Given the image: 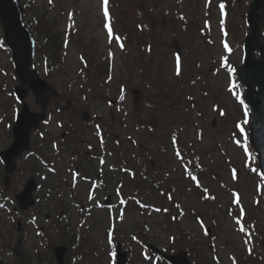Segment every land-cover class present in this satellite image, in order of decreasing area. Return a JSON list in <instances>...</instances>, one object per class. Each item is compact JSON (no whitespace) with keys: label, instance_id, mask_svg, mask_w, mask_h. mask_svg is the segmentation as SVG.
<instances>
[{"label":"rangeland","instance_id":"rangeland-1","mask_svg":"<svg viewBox=\"0 0 264 264\" xmlns=\"http://www.w3.org/2000/svg\"><path fill=\"white\" fill-rule=\"evenodd\" d=\"M49 1H53L52 6ZM173 1L188 17V23L180 20ZM250 1H232L235 17L231 22L232 33L226 34V14L219 8L218 0H130L134 9L127 0H114L117 26L126 37L124 45L106 34L100 15V0H37L28 6L26 17L47 10L56 31H62L69 20L78 31L71 35L65 66L47 71L48 53L41 50L35 56L34 66L38 73L60 91V97L50 102L47 118L50 120L32 134L31 150L17 160L18 167L12 174L8 189H5L3 204L0 189V260L3 263L16 264L22 259L23 264H56L52 248L62 243L68 246L64 264H115L113 249L119 241L130 255L128 264H152V261L158 264L152 258L148 260L150 263L143 260L146 250L132 236L137 235L138 230L142 232L140 226L147 223L151 227L150 234H146L148 238H162L155 241L171 243L165 227L173 229L178 236L177 229L181 226L182 230L197 238L195 245L185 241L182 244L199 247L203 264H214L213 253L217 254L222 264H230L229 252H240L243 246L241 235L235 232L234 216L229 210L238 215L242 208H246L247 212L264 221V188L260 175L257 176L253 168L257 157L248 154L242 166L241 147L235 140V137H240L235 120L243 115L242 111L246 112L236 99L238 95H231L226 89L229 77L215 62L223 55L239 65L243 55L241 41L247 32V26L241 20L242 8L246 9ZM69 9L73 12L68 17ZM203 19L209 24L205 23L202 30ZM203 32L209 33L206 39L202 36ZM141 34L150 42L148 58L151 69H163L164 75L175 85V94L184 93L185 98L190 100L188 105L193 119L175 138L169 139L165 135L166 121L149 106L143 103L134 108L132 104L129 90L137 86V77L132 73L133 66L130 67L129 60L139 54L136 40ZM231 37L235 46L231 53H227L225 45ZM81 51L92 55L94 61L105 58L112 61V75L108 82L99 80L101 87L91 90L82 87L77 71ZM211 66L216 67L214 73L209 72ZM13 72L11 53L0 42V149L10 145V124L20 110V103L13 95L18 82ZM122 83H125V88L119 89ZM25 101L30 110H40L31 92ZM82 113H87V123L90 122L93 128L88 134L80 129L84 127L79 122ZM134 115L141 116L136 118V123L133 122ZM70 116L76 118L77 130L68 136L64 127ZM103 116L117 136L115 138L130 143L133 139L136 144H143L156 166L160 165L168 171L167 182L161 186L163 191L173 187L175 194V191L181 190L182 184L176 183V179L180 177L182 167L188 166L190 161L201 163V168L207 169L203 186L210 192L211 200L201 203L194 197L191 214L184 216L179 224L172 223L170 213L146 215L141 207L166 209L170 206L166 203L165 193L159 188L163 193L161 195L159 189L141 182L137 175L133 177L121 172L119 166L113 165L115 155L108 152L101 154V147L111 152L118 143L107 137L108 132L103 134L106 140L99 134ZM155 120L157 123L153 125ZM63 133H66L64 137ZM66 139L71 143V149L65 146ZM168 141L169 148L165 147L168 150L162 151L161 146L167 145ZM97 148H100L101 156L90 157V153L88 158H82V169L77 172L80 175L74 174L76 166L72 155L76 152L82 155L85 150L95 152ZM173 150L179 152L182 159L176 158ZM247 150H252L249 144ZM127 154L133 155L131 150H127ZM81 175L86 178L82 179ZM31 176L37 183L33 192L35 204L21 212L13 199L14 193L20 192ZM238 195L242 197V204L235 209L231 200ZM108 196L111 199L109 208L121 219L116 233L111 226L113 235L106 209L89 207L92 202L97 205L103 203ZM199 216L203 219L202 224L195 221ZM17 220L20 221L19 230ZM162 221L163 229L158 227ZM216 224L218 227L214 232ZM205 225L212 230L210 237L203 236ZM19 233L23 236L20 240L21 258L13 254Z\"/></svg>","mask_w":264,"mask_h":264},{"label":"water","instance_id":"water-1","mask_svg":"<svg viewBox=\"0 0 264 264\" xmlns=\"http://www.w3.org/2000/svg\"><path fill=\"white\" fill-rule=\"evenodd\" d=\"M0 20L3 23L4 31H6L5 39L14 53L17 73H20V80L23 81L33 61L34 41L30 30L26 28L22 19V9L17 0H0ZM250 43L252 46L253 43ZM247 54L244 69L249 64H254L251 51H248ZM256 65L253 72L243 73L240 77L245 83L246 99L252 112V138L258 145L264 140V56ZM243 70L242 72H244ZM257 85L261 87L260 91L257 90ZM47 88L49 87L47 86ZM32 188L31 185L26 188L25 194L28 197Z\"/></svg>","mask_w":264,"mask_h":264},{"label":"snow or ice","instance_id":"snow-or-ice-1","mask_svg":"<svg viewBox=\"0 0 264 264\" xmlns=\"http://www.w3.org/2000/svg\"><path fill=\"white\" fill-rule=\"evenodd\" d=\"M108 2L109 0H103V11H104V16L107 18L108 17ZM221 8H223V5H221ZM105 27L108 29V33H109V36L111 37L112 36V28L106 24ZM227 47V45H225ZM233 87H235V85H233ZM241 103H243V101L241 100L240 101ZM239 127V125H238ZM241 131H243V129H241ZM177 155H179V152H177ZM239 223V221H238ZM241 230L243 231V228H241Z\"/></svg>","mask_w":264,"mask_h":264}]
</instances>
